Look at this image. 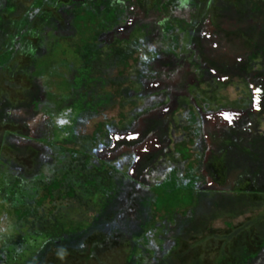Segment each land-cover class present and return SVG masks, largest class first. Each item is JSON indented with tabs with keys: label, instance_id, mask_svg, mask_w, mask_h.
<instances>
[{
	"label": "rangeland",
	"instance_id": "1",
	"mask_svg": "<svg viewBox=\"0 0 264 264\" xmlns=\"http://www.w3.org/2000/svg\"><path fill=\"white\" fill-rule=\"evenodd\" d=\"M33 1L0 0V40L6 39V43L13 35L12 24ZM125 1L133 2L137 15L120 31V38L106 34L101 39L109 51L99 49L105 56L92 64L98 75L89 68L69 69L64 77L70 91L57 90L62 79L43 80L41 74L47 70L29 55H19L5 72L0 71V162L9 180L19 175L23 179L42 177L51 165L63 167L70 153L45 144L53 141L65 147L76 144L90 152L94 157L88 172L97 182L95 187L78 190L68 199L69 204L64 202L51 216L54 224L43 222L49 230L39 224L47 213L42 212L29 224V229L41 232L35 240L27 237L31 249L16 260L4 258L2 264H192L197 259L203 264H236L238 260L246 264L260 247L259 237L264 234V127L258 129L252 122L264 119V88L260 86L264 59L255 60L264 58V2L192 0L197 9L188 23L178 20L181 30L192 32L188 43L191 59L177 54L184 48L175 51L160 37L153 48L141 45L144 40L140 38L142 47L133 42L124 46L130 66L126 68L117 60L114 39L122 41L136 31L143 33L142 38L151 37L165 0ZM60 9L48 5L33 19L30 28L37 36L29 34L26 40L38 55L44 54L41 38L45 33H71L69 20ZM181 30L177 31L179 39ZM256 64L260 66L254 67ZM248 65L253 68L245 71ZM241 76L249 77L255 86L250 94L257 100L248 112L238 113L228 105L198 106L202 111L201 169L210 192L198 195L189 220H175L179 228L167 221L150 228L147 221L152 215L146 213L153 194L140 183L150 184L151 177L158 181L166 171L167 124L183 118L185 100L193 98L191 88L199 89L201 80L216 79L224 85L238 82ZM87 82L93 84L90 90ZM124 83L118 96L115 87ZM102 88L107 92H101ZM92 96L91 102L88 98ZM213 96L211 90L204 93V98ZM99 123L106 131L104 142L93 144ZM112 162L136 182L113 176L114 170L105 166ZM83 163L81 157L79 166ZM101 189L112 193L105 197ZM67 226L71 235L63 236ZM57 233L63 237L51 240ZM145 238L147 244L142 242Z\"/></svg>",
	"mask_w": 264,
	"mask_h": 264
},
{
	"label": "trees",
	"instance_id": "2",
	"mask_svg": "<svg viewBox=\"0 0 264 264\" xmlns=\"http://www.w3.org/2000/svg\"><path fill=\"white\" fill-rule=\"evenodd\" d=\"M262 1L264 2V0ZM48 5L61 9L65 8L60 9V12L65 19L69 20L71 33L68 34L69 36L56 34L52 31L45 33L41 38L44 54L38 55V50L26 40V37L29 34L37 36L30 26L34 21V17L38 13L43 14L42 9ZM134 7L136 6L133 5V2L128 3L125 0H73L72 3L65 5L56 4L54 0H34L29 9L16 23L12 24L13 35L8 37L6 43V39L0 40L2 41L0 44V71L5 72L9 64H13L19 55H29L34 58L37 65L43 66V71L47 70L44 74H41L43 80L47 81L51 77L62 79L63 82L57 85V90L59 92L62 90L64 92L70 91V84L64 75L72 67L89 68L88 71H91L94 76L95 74L98 75L96 73L97 69H93L92 64L105 56L100 53L99 49H102V52L105 53L109 51L105 49L107 44H103L104 42L101 39L106 34H115L120 38V31L127 28L131 19L137 15L136 9L133 11ZM195 9L197 7L192 0L163 1L159 8L160 16L156 32L151 37L142 38L143 33L136 31L132 32L127 38L122 39V41L121 39L120 41L114 39L113 46H117L115 53L119 55L117 60L126 68H130L129 63L125 60L124 53L127 44L130 46V42H133L138 46L143 45L145 48H153L159 40L157 37L169 43L175 51L181 46L184 48V52L180 54L178 51L177 54L179 56L185 54L184 56L188 60L191 59V53L193 52L188 48V43L192 32L187 29L181 30L178 27V20H184L183 22L186 23L187 19L195 12ZM178 30L183 32L182 39L178 37ZM140 38L144 40V44H139ZM180 41H182V45ZM256 59L260 61L264 58L257 56ZM249 65L245 71L253 68V66L249 68ZM259 66L256 64L254 67ZM237 79L238 82L230 81L224 85L221 82L218 84L216 79L211 80L209 83L201 80L199 89L191 88L195 95L192 94L193 98H186L187 108L185 111H182L183 109L179 110L182 111L180 114L183 118L178 117L174 122L167 124L169 145L166 151V160H164L166 171L162 177L157 179L158 181L151 177L150 184L140 183L141 188L153 194L149 211L146 213L148 216L149 214L152 215V220L147 221L150 228L158 221H167L179 228V223H176L175 220H179L180 223L189 220L198 195L210 192V189L206 188L203 183L205 182L204 171L201 169L203 168V152L201 140H199L202 135V111H198V109L202 106V109H208L211 106L216 107L215 105L223 107L228 105L238 113L248 112V109L253 107V103H256L257 100L250 94L252 90L254 91L255 86L251 85L252 82L247 76H241ZM125 85V83L118 84L115 87L118 96ZM92 86V82H87L86 88L88 87V90ZM260 86L264 88V79L261 81ZM132 87L137 89L139 85L132 84ZM210 90L214 95L213 98H207L209 95L204 98V93ZM231 91L233 92L231 93ZM101 92H107L106 88H102ZM93 99V96L88 98L91 102ZM135 99L138 100L139 98ZM261 114L264 115V113ZM244 117L246 120L251 121L249 116L246 117L245 115ZM121 118L126 119L123 115ZM252 123L258 129L264 127L263 118L254 120ZM171 132L172 134H170ZM95 133L93 144L98 143V140L104 142L106 131H104L103 123L98 124ZM45 144L70 153L69 159L63 167L55 168L51 165L45 176L23 179L19 175L11 182L7 172L3 170L5 168L4 164L0 162V261L4 258L16 260L17 257L23 255L24 250L29 251L31 249L26 242L27 237L35 240L41 232L36 228L29 229V224L36 222L41 217L42 212L47 213L39 224H43L42 228L45 229L47 224L49 226L54 224L51 216L59 211L64 202L69 204L68 199H72L78 190H82L84 186H96V177L90 171L88 172V166L91 164L90 160L94 157L90 152L85 151L76 144L67 147L62 144L57 145L53 141L45 142ZM81 157H84V163L79 166ZM105 166L114 170L113 176L122 175L124 179L136 182L132 176L130 177L124 170H120L113 162L105 163ZM101 191L105 197L110 196L112 193L110 189H101ZM102 208L104 209L103 206H101V210ZM69 228V226L66 227L63 236L71 235ZM58 233L53 235L51 240L63 237L62 233L59 235ZM259 241V249L251 255V259L246 264H264V234L259 237ZM142 242L147 244L149 242L148 238H145ZM241 262V260H238L236 264H241ZM0 264L2 263L0 262ZM163 264L165 263L163 262ZM192 264H203V262L197 259Z\"/></svg>",
	"mask_w": 264,
	"mask_h": 264
}]
</instances>
